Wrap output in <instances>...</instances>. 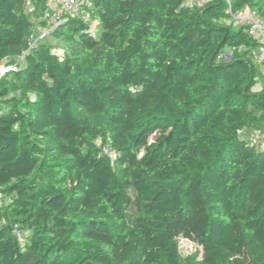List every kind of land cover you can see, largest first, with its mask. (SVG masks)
Here are the masks:
<instances>
[{
  "label": "trees",
  "instance_id": "1",
  "mask_svg": "<svg viewBox=\"0 0 264 264\" xmlns=\"http://www.w3.org/2000/svg\"><path fill=\"white\" fill-rule=\"evenodd\" d=\"M26 1L0 0V264H264V150L238 134L264 71L229 23L264 0H92L100 36L65 20V55L31 48Z\"/></svg>",
  "mask_w": 264,
  "mask_h": 264
},
{
  "label": "built area",
  "instance_id": "2",
  "mask_svg": "<svg viewBox=\"0 0 264 264\" xmlns=\"http://www.w3.org/2000/svg\"><path fill=\"white\" fill-rule=\"evenodd\" d=\"M229 2V0H227ZM213 0H185L184 6L189 9H204L211 5ZM46 9L42 16V21L46 23V28L38 30L39 36L32 40L31 48L43 38L52 34L67 19L81 20L87 25L88 33L97 38L100 36L101 30L97 21L93 18L94 3L92 0H46ZM25 11L28 15L35 17L37 7L34 1L27 0L25 3ZM232 21L243 22L247 27L250 38L256 42L257 47L253 55L264 71V18L256 12L246 10L239 14H232ZM241 138H245L249 147L258 150H264V129H258L250 134L245 131H238ZM104 154L112 161L116 158V152L112 146L110 139L104 145ZM2 199V195H0ZM18 238L24 242V234L21 230L16 229Z\"/></svg>",
  "mask_w": 264,
  "mask_h": 264
},
{
  "label": "rangeland",
  "instance_id": "3",
  "mask_svg": "<svg viewBox=\"0 0 264 264\" xmlns=\"http://www.w3.org/2000/svg\"><path fill=\"white\" fill-rule=\"evenodd\" d=\"M229 23L235 30H239L240 28L245 26L243 22H238V21H230ZM38 30L40 29H36L33 39H36L39 36ZM42 41H44L47 45L50 46L53 53H56L59 55H65L66 49L64 45L60 41L53 38L51 35L46 38H43ZM17 60L21 62L23 59H17ZM8 66H9L8 63H3L2 65H0V75L1 76L6 75L10 71H12L13 68L8 67ZM262 89H264V81L260 79L258 80V84L255 87V91L259 92ZM180 250L183 256L191 257V256L196 255L200 251V248L195 243L182 239L180 241Z\"/></svg>",
  "mask_w": 264,
  "mask_h": 264
}]
</instances>
